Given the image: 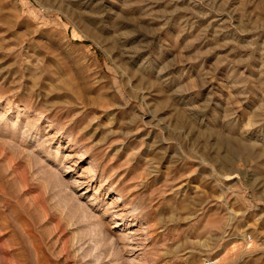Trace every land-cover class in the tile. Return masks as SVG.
Returning <instances> with one entry per match:
<instances>
[{
	"label": "rangeland",
	"instance_id": "374dc122",
	"mask_svg": "<svg viewBox=\"0 0 264 264\" xmlns=\"http://www.w3.org/2000/svg\"><path fill=\"white\" fill-rule=\"evenodd\" d=\"M205 257L264 264V0H0V264Z\"/></svg>",
	"mask_w": 264,
	"mask_h": 264
},
{
	"label": "built area",
	"instance_id": "2783aa9c",
	"mask_svg": "<svg viewBox=\"0 0 264 264\" xmlns=\"http://www.w3.org/2000/svg\"><path fill=\"white\" fill-rule=\"evenodd\" d=\"M203 264H220V263L218 262L217 258L205 257L203 259Z\"/></svg>",
	"mask_w": 264,
	"mask_h": 264
},
{
	"label": "bare ground",
	"instance_id": "6f19581e",
	"mask_svg": "<svg viewBox=\"0 0 264 264\" xmlns=\"http://www.w3.org/2000/svg\"><path fill=\"white\" fill-rule=\"evenodd\" d=\"M248 247H250V245Z\"/></svg>",
	"mask_w": 264,
	"mask_h": 264
}]
</instances>
